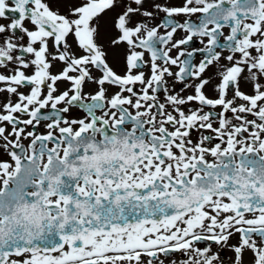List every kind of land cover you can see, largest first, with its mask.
I'll return each mask as SVG.
<instances>
[{
    "label": "snow or ice",
    "instance_id": "obj_1",
    "mask_svg": "<svg viewBox=\"0 0 264 264\" xmlns=\"http://www.w3.org/2000/svg\"><path fill=\"white\" fill-rule=\"evenodd\" d=\"M0 264H264V0H0Z\"/></svg>",
    "mask_w": 264,
    "mask_h": 264
},
{
    "label": "flooded vegetation",
    "instance_id": "obj_2",
    "mask_svg": "<svg viewBox=\"0 0 264 264\" xmlns=\"http://www.w3.org/2000/svg\"><path fill=\"white\" fill-rule=\"evenodd\" d=\"M196 46H199L198 44Z\"/></svg>",
    "mask_w": 264,
    "mask_h": 264
}]
</instances>
